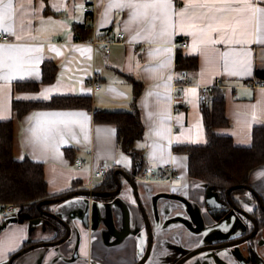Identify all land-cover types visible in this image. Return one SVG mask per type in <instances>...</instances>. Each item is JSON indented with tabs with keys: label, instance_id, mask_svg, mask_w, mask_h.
<instances>
[{
	"label": "crops",
	"instance_id": "0c3cea01",
	"mask_svg": "<svg viewBox=\"0 0 264 264\" xmlns=\"http://www.w3.org/2000/svg\"><path fill=\"white\" fill-rule=\"evenodd\" d=\"M202 2L193 0L197 5ZM162 3L163 0H94L97 39L93 42V31L84 28L91 17L82 10L83 0H14L13 7L19 12L10 22L12 39L0 41V121L13 122L15 159L28 157L42 163L46 198L85 189L91 168L101 163L113 166V175L118 168L131 173L137 185L138 179L143 180L138 185L143 197L146 188L157 191L171 187L186 192L193 188L196 193L206 183L189 176L188 156L175 151L174 146L206 142L202 103L211 106L216 91L224 98V114L229 120L228 125L215 128L217 134L230 136L237 146H249L254 128L264 130V87L250 84L264 79V11H256L264 10V2L210 3L211 8L224 9L210 13L217 17L213 24L216 31L208 29L206 21L194 19L208 9L197 6L185 11L189 0H170L169 8ZM122 4L134 7L118 6ZM180 13L184 16L177 15ZM77 25L85 30L79 38L74 30ZM119 32L125 34L122 39H118ZM182 39L187 40V46L180 45ZM106 41H110L108 53L103 49ZM177 51L195 57L196 68L177 71ZM44 63L55 67L49 82H40ZM93 72L98 75V89L89 84ZM218 78L220 86L206 95L201 92L202 86H212ZM185 79L188 84L183 83ZM34 81L39 82L36 90L15 86L17 82ZM135 83L140 86L136 105L144 131L134 141V147L141 153L142 166L158 170L172 165L179 179L171 186L163 185L171 179L145 180L137 176L136 163L117 146L115 125L94 120V110H132ZM54 95L89 96L92 109H32L18 116L12 108L14 100H48ZM52 113L84 115H47ZM75 158L83 160L82 167L76 166ZM118 177L122 181L118 196L73 195L43 204V209L56 213L70 225L69 237L58 244L31 248L15 257L12 264H136L146 247L147 232L130 185L122 175ZM246 184L252 191L242 189L264 199V161L249 172ZM101 186L93 190H105ZM191 195L196 198V194ZM239 200L243 207L251 203ZM94 202L101 217L98 225L90 220L86 227L82 216ZM105 206L110 207L117 230H122L123 211H127L129 231L124 237L108 230ZM1 210L0 203V264H8L10 256L30 244L61 238L66 230L45 214L20 220L17 206L8 214ZM204 217L207 223L211 221ZM151 220L156 224L153 248L144 264H170L183 249L172 243L176 241L169 242L173 253L167 258L160 220ZM260 235L257 253L264 263V225Z\"/></svg>",
	"mask_w": 264,
	"mask_h": 264
},
{
	"label": "trees",
	"instance_id": "16d2710c",
	"mask_svg": "<svg viewBox=\"0 0 264 264\" xmlns=\"http://www.w3.org/2000/svg\"><path fill=\"white\" fill-rule=\"evenodd\" d=\"M79 38L85 32L82 25L74 27ZM195 57L176 53L177 71H192L196 68ZM54 64L44 63L40 82H49L54 77ZM39 82H17L18 89L36 90ZM140 93L138 83L134 85L133 106L130 111H99L94 110L95 121L113 123L116 127L117 146L128 153L139 170L142 165L141 153L135 149L134 141L143 135V124L136 98ZM224 98L219 91L212 95L211 106L202 103L203 122L206 142L204 144H181L174 146L175 151L188 156V174L190 177L204 181L215 189L224 190L237 184L248 182L249 172L264 161V130L256 127L252 132V143L249 146H237L230 136L219 135L216 127L229 123L224 114ZM89 96L54 95L48 100L17 101L12 108L18 116L34 109L47 108H85L92 109ZM116 187L113 171L106 173L101 188L112 190ZM235 191L244 189L234 188ZM233 190V189H232ZM68 193V192H66ZM65 193V194H66ZM57 194L50 197H59ZM48 196L43 165L28 157L17 160L13 156V122L11 119L0 121V203L12 202L18 207L20 220L44 215L37 203ZM61 223L54 217L45 215ZM264 224V220H263ZM65 231L61 233L64 235Z\"/></svg>",
	"mask_w": 264,
	"mask_h": 264
},
{
	"label": "flooded vegetation",
	"instance_id": "af4514ba",
	"mask_svg": "<svg viewBox=\"0 0 264 264\" xmlns=\"http://www.w3.org/2000/svg\"><path fill=\"white\" fill-rule=\"evenodd\" d=\"M205 185L196 193L193 188H190V193L186 192L185 189L171 187H164L157 191L146 188V197H143V190L141 189V191L136 184L140 204L137 203V197L132 192L141 217H144L142 206L149 217L153 241L156 224L153 223L151 217L160 220L159 229L163 240L162 245L165 248V256L169 258L170 253H173L171 245H168L173 240L180 244L179 249H183L176 258L174 257L171 262L169 261L170 264H177L184 255L206 244L215 247L192 254L181 264H264L257 253V247L260 246L261 242L260 230L264 225V199L245 189L235 191L233 188V190L228 191L230 187L221 190L208 184ZM121 189L122 186L119 193L122 192ZM208 189L214 192L215 199L209 198ZM246 192H248L249 197L247 198L249 199L244 197ZM191 193L196 194V198L192 197ZM241 195L244 196L240 197ZM240 198L244 201H251L249 207H243ZM209 200L216 202L214 206H209ZM204 215L211 221L207 223ZM176 242L172 243L179 245ZM182 242L186 244V247L184 244V246L181 245ZM239 244H245V246L235 249L233 255L229 248ZM145 250L146 247L137 263L143 257Z\"/></svg>",
	"mask_w": 264,
	"mask_h": 264
},
{
	"label": "water",
	"instance_id": "95a60500",
	"mask_svg": "<svg viewBox=\"0 0 264 264\" xmlns=\"http://www.w3.org/2000/svg\"><path fill=\"white\" fill-rule=\"evenodd\" d=\"M132 173L134 174V171ZM118 174L122 175L124 177L125 181L128 182V184L132 188V192H134L135 196L137 197V199H136L137 203L140 204L139 198L137 196L136 180L132 178L131 173H129V172L123 170V169H120V168H118V169H116L114 171L115 181H116V184H117V187H116L115 190L105 191V190H89V189H86V188L84 189L83 188V189H77V190L70 191V192H68V193H66V194H64V195H62L60 197L44 198V199L40 200L37 203V207L39 208L40 212H42L45 215H50V216L56 218L60 223H62L65 226L66 230H65L64 235L61 238L57 239V240H53V241H49V242L33 243V244H30L29 246L21 248L19 251H17L12 256H10V258L8 259V264H12V261H13V259L15 257L21 255L22 253H24L25 251H27V250H29L31 248H34V247H37V246H40V245H49V244H53L54 245V244H58L61 241H64L65 239H67L69 237V234L71 232L70 225L66 221L61 219L56 213L43 209L42 208L43 204L54 203V202H57V201L65 200V199H67V198H69V197H71L73 195H87V196H98V197L116 196L119 193L120 188L122 186V181L118 177ZM233 188H245V189H248V190L252 191V188L248 184H237L235 186H232V187L228 188V191H230ZM207 195L209 196V198L215 199V196H214L215 194L210 189H208ZM214 203H216V202H211L210 200L208 201L209 206H214ZM141 208H142V210L144 212L143 220H144L145 228L147 230V238H148V240H147V246H146L145 253H144L143 257L140 259V261L137 264H143L144 263V261L146 260V258L150 254V251H151V248H152V241H153V231H152V227H151V222L149 220V217L146 215V213H145V211L143 209V206ZM105 210H106V222H107L106 225H107L108 230L110 232H113L114 234H116L119 237H124L129 231V228H128L129 222H128V213H127V211H123V217H122L123 228H122V230H117L116 227L114 226L113 221H112V215L109 212L110 211V207L105 206L104 211ZM91 212H92V215L90 216ZM100 217H101V212L98 209V207L96 205V202H94V204L91 207V210H90L89 207H87L85 209V211L83 213V216H82V222L87 227V226H89L90 220H92L93 225L96 226L99 223ZM194 219L196 220V218H194ZM196 222H197V220H196ZM231 244H233V243H231ZM214 247L215 246H213L211 244L202 245V246L192 250L190 253H187L186 255H184L179 260V262L177 264H181L187 258L192 256V254H195V253L200 252L202 250L214 248Z\"/></svg>",
	"mask_w": 264,
	"mask_h": 264
},
{
	"label": "built area",
	"instance_id": "2783aa9c",
	"mask_svg": "<svg viewBox=\"0 0 264 264\" xmlns=\"http://www.w3.org/2000/svg\"><path fill=\"white\" fill-rule=\"evenodd\" d=\"M82 10L84 13L89 14L91 17V22L89 24H84L85 29H91L93 31V42H96L97 39V33L95 31V23H94V18H95V6H94V0H83V6ZM104 33L107 34V30L103 31ZM125 36L124 32H119L118 33V39H122ZM12 39L11 35L8 33L0 32V41H10ZM111 41V40H110ZM106 41L103 44V49L104 52L108 53L109 52V42ZM180 45L182 47L187 46L188 42L186 39H182L180 41ZM184 84H188V80L183 81ZM89 84L94 88L98 89L100 88V83L98 82V75L97 73L93 72L89 78ZM251 86H263L264 87V79H257L255 81L250 82ZM221 82L220 79H216V82L212 86H202L201 87V92L203 94H209L210 90L213 87L220 86ZM74 163L78 167H82L84 162L82 159L75 158ZM113 166H110L105 163L98 164L97 166H94L90 170V179L89 181L85 184L86 188L89 190H93L99 186H101L104 182V178L106 173L112 169ZM137 176H139L142 179L145 180H170V179H179V175L177 172L174 170L172 165H165L162 168L156 170L155 168L151 166H142L139 170H137ZM2 204V210L1 212L3 214H8L11 213L15 210L16 204L12 202H7V203H1Z\"/></svg>",
	"mask_w": 264,
	"mask_h": 264
},
{
	"label": "snow or ice",
	"instance_id": "6c2138e0",
	"mask_svg": "<svg viewBox=\"0 0 264 264\" xmlns=\"http://www.w3.org/2000/svg\"><path fill=\"white\" fill-rule=\"evenodd\" d=\"M215 0H203L202 3L194 4L193 0H189V3L186 6L185 11H187L189 8L199 7L202 9H208L207 12L203 13L200 16L194 17V19H198L201 21H206V27L208 29H211L212 31H216L217 29L213 27V24L216 22L217 17L214 14V12H222L224 9H217V8H211L209 7L210 3H214ZM261 2H264V0H261ZM14 0H0V32L13 34V28L11 26V23L14 20V17L18 14L19 10L15 9L13 7ZM119 7H134L132 4H122L118 5ZM155 5H146V7H154ZM162 6L165 8H169L170 0H163ZM53 7H56L53 5ZM58 10V9H57ZM257 12L264 11L262 9H256ZM179 16H184V13L177 14ZM205 29H200V31H204ZM196 49L194 48L193 51ZM22 78V77H21ZM191 91H195L194 89ZM47 115H54V116H71V115H84L83 113H52Z\"/></svg>",
	"mask_w": 264,
	"mask_h": 264
},
{
	"label": "rangeland",
	"instance_id": "374dc122",
	"mask_svg": "<svg viewBox=\"0 0 264 264\" xmlns=\"http://www.w3.org/2000/svg\"><path fill=\"white\" fill-rule=\"evenodd\" d=\"M138 181V185L140 186V182L141 181H143V180H140V179H138L137 180ZM178 180H175V179H171V181H168L167 183H165V184H163V185H166V186H171V185H173V183H176ZM145 182V181H144ZM146 183H150V182H146ZM130 193H131V191H130ZM129 193V194H130ZM77 196V195H76ZM74 197V196H73ZM71 198V197H70ZM66 200V199H65ZM18 208V207H17ZM243 246H245V244H239V245H237V246H232V247H230L229 249H231V253L234 255V250L235 249H239V248H241V247H243ZM178 249H179V247H180V245H177L176 246ZM258 248V247H257ZM233 251V252H232ZM206 252H208V251H206Z\"/></svg>",
	"mask_w": 264,
	"mask_h": 264
}]
</instances>
